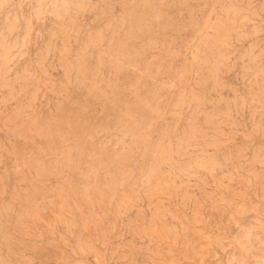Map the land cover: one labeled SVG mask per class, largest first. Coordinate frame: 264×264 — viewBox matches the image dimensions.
<instances>
[{
    "label": "rangeland",
    "instance_id": "rangeland-1",
    "mask_svg": "<svg viewBox=\"0 0 264 264\" xmlns=\"http://www.w3.org/2000/svg\"><path fill=\"white\" fill-rule=\"evenodd\" d=\"M0 264H264V0H0Z\"/></svg>",
    "mask_w": 264,
    "mask_h": 264
}]
</instances>
